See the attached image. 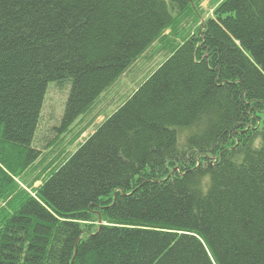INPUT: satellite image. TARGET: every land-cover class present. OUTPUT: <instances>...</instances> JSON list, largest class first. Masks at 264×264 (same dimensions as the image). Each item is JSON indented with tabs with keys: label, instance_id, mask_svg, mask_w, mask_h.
I'll return each instance as SVG.
<instances>
[{
	"label": "trees",
	"instance_id": "trees-1",
	"mask_svg": "<svg viewBox=\"0 0 264 264\" xmlns=\"http://www.w3.org/2000/svg\"><path fill=\"white\" fill-rule=\"evenodd\" d=\"M205 1L0 0V264H264V0Z\"/></svg>",
	"mask_w": 264,
	"mask_h": 264
},
{
	"label": "rangeland",
	"instance_id": "rangeland-1",
	"mask_svg": "<svg viewBox=\"0 0 264 264\" xmlns=\"http://www.w3.org/2000/svg\"><path fill=\"white\" fill-rule=\"evenodd\" d=\"M217 1L218 0H213V2L205 1L203 3L204 11H206L207 14H211L214 7L216 6ZM164 58V55L158 57V59L156 57L155 61L152 64L153 66L150 67V65L147 64L142 72L132 78V81L131 77H129L128 75L123 77L118 85H116L107 95L103 97L102 102L96 109V113L101 111V115L92 122V124L86 129V131H84V133H82L80 137L74 140L77 133L84 127L86 123H88V121H90V118H87L86 122L76 125L73 128L72 132L64 137V146L66 147V150L69 152H73L80 143H82L90 134L94 133L97 126L101 124L108 115L112 114L116 110V107L123 102L124 98L130 92L138 88L139 83L147 75L146 73L153 67H156V65L162 62ZM68 91V88L60 89L53 83L49 85L36 137V146L40 150H42V152L48 153L50 151L55 150L56 152L58 150L52 145L50 147L46 146L50 145V143H52L57 138V132L55 128L60 125L62 116L64 114L65 105L68 98ZM39 184L40 183H37L36 185Z\"/></svg>",
	"mask_w": 264,
	"mask_h": 264
}]
</instances>
